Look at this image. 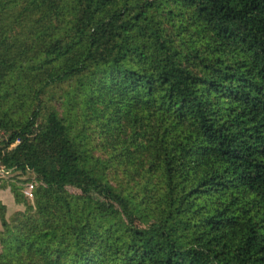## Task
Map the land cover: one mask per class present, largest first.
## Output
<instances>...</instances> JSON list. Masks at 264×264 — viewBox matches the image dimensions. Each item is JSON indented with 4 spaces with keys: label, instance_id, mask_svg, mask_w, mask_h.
Listing matches in <instances>:
<instances>
[{
    "label": "trees",
    "instance_id": "trees-1",
    "mask_svg": "<svg viewBox=\"0 0 264 264\" xmlns=\"http://www.w3.org/2000/svg\"><path fill=\"white\" fill-rule=\"evenodd\" d=\"M0 134V264H264V0H0Z\"/></svg>",
    "mask_w": 264,
    "mask_h": 264
},
{
    "label": "rangeland",
    "instance_id": "rangeland-1",
    "mask_svg": "<svg viewBox=\"0 0 264 264\" xmlns=\"http://www.w3.org/2000/svg\"><path fill=\"white\" fill-rule=\"evenodd\" d=\"M1 136V134H0ZM125 175L122 174V172L120 171V177H123ZM26 180V181H25ZM34 182L35 186H37L39 184V180L36 178V176H33L32 174L30 176H17L16 173L14 174H3L0 172V184L8 186V184L10 183H16L19 186H24L27 183L26 182ZM68 190L72 193H80V189L78 187H74V186H68ZM0 202H4L6 203V205L8 206L7 208V217L11 219V217L13 216V214L19 210H24L25 207L23 205L20 204H16L14 200V196L12 194L11 191H9L8 189L4 190V189H0ZM0 214H1V209H0ZM0 225H1V218H0ZM1 230V229H0Z\"/></svg>",
    "mask_w": 264,
    "mask_h": 264
},
{
    "label": "built area",
    "instance_id": "built-area-1",
    "mask_svg": "<svg viewBox=\"0 0 264 264\" xmlns=\"http://www.w3.org/2000/svg\"><path fill=\"white\" fill-rule=\"evenodd\" d=\"M34 192H35V184L34 182L28 183L27 187L25 189V193L26 195L30 198L33 199L34 198Z\"/></svg>",
    "mask_w": 264,
    "mask_h": 264
},
{
    "label": "crops",
    "instance_id": "crops-1",
    "mask_svg": "<svg viewBox=\"0 0 264 264\" xmlns=\"http://www.w3.org/2000/svg\"><path fill=\"white\" fill-rule=\"evenodd\" d=\"M1 195V194H0Z\"/></svg>",
    "mask_w": 264,
    "mask_h": 264
}]
</instances>
